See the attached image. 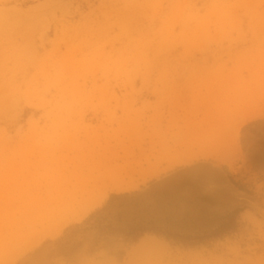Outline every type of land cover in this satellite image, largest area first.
<instances>
[{
	"label": "rangeland",
	"instance_id": "rangeland-1",
	"mask_svg": "<svg viewBox=\"0 0 264 264\" xmlns=\"http://www.w3.org/2000/svg\"><path fill=\"white\" fill-rule=\"evenodd\" d=\"M102 208L171 236L65 232ZM0 264H264V0H0Z\"/></svg>",
	"mask_w": 264,
	"mask_h": 264
},
{
	"label": "bare ground",
	"instance_id": "bare-ground-1",
	"mask_svg": "<svg viewBox=\"0 0 264 264\" xmlns=\"http://www.w3.org/2000/svg\"><path fill=\"white\" fill-rule=\"evenodd\" d=\"M74 178L70 186L67 183L65 186L58 185L54 188L51 186L33 199L32 207L41 214V223L49 222L56 225L55 228L47 230L50 235L61 230L68 222L81 219L104 198L95 183L87 184L81 182L79 177ZM151 248L149 241L142 240L132 251V255Z\"/></svg>",
	"mask_w": 264,
	"mask_h": 264
},
{
	"label": "trees",
	"instance_id": "trees-1",
	"mask_svg": "<svg viewBox=\"0 0 264 264\" xmlns=\"http://www.w3.org/2000/svg\"><path fill=\"white\" fill-rule=\"evenodd\" d=\"M127 194H124V197H126ZM114 198H117V196L112 195L110 196L108 202H111ZM103 209H98L95 212L91 213L83 222L82 224H75L74 226H71L68 228L65 232L72 231L73 229H77L81 227V225L89 224L91 228L96 230L97 233L103 234L106 233H116L120 234L125 241H136L143 233L146 231L154 232L157 234H163L166 237L171 236L170 233H164L163 231H160V229H157L156 227H146L143 225V223H136L133 225H126L124 227H118L116 225H113L109 223L108 225H103L101 222L102 220V213ZM229 221H231V217L229 215H226L222 217L221 223L216 227V230L213 232V235H216L218 233H224L231 229L229 225Z\"/></svg>",
	"mask_w": 264,
	"mask_h": 264
}]
</instances>
